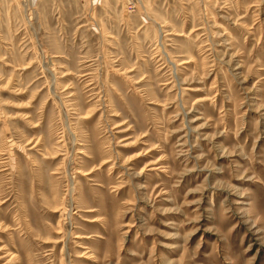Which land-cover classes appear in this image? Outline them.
Masks as SVG:
<instances>
[{
    "label": "rangeland",
    "instance_id": "rangeland-1",
    "mask_svg": "<svg viewBox=\"0 0 264 264\" xmlns=\"http://www.w3.org/2000/svg\"><path fill=\"white\" fill-rule=\"evenodd\" d=\"M0 264H264V0H0Z\"/></svg>",
    "mask_w": 264,
    "mask_h": 264
}]
</instances>
